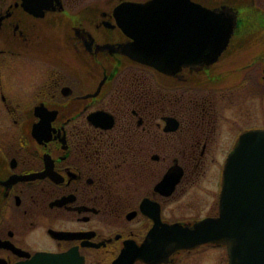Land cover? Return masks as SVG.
<instances>
[{
    "label": "flooded vegetation",
    "instance_id": "obj_1",
    "mask_svg": "<svg viewBox=\"0 0 264 264\" xmlns=\"http://www.w3.org/2000/svg\"><path fill=\"white\" fill-rule=\"evenodd\" d=\"M126 1L0 0V264H229L172 239L219 215L228 156L264 129V0H176L160 67ZM207 13L232 27L196 61Z\"/></svg>",
    "mask_w": 264,
    "mask_h": 264
},
{
    "label": "water",
    "instance_id": "obj_2",
    "mask_svg": "<svg viewBox=\"0 0 264 264\" xmlns=\"http://www.w3.org/2000/svg\"><path fill=\"white\" fill-rule=\"evenodd\" d=\"M185 1L187 0H180ZM166 2L169 4H165ZM166 2L126 1L119 5L131 7L134 19H138V22L131 24L134 28L132 45L134 50L147 52L144 53L145 56L140 53L138 58L157 67L161 66V57L179 55L175 52L177 46L174 37L164 36L168 25L163 20L175 17L173 5L176 0ZM179 10L183 11L184 7L181 6ZM207 15L206 20L196 22V40L193 42L195 49L192 48V59L196 61L213 60L215 56L209 57L203 52L211 42L222 45L225 38L223 34L229 35L232 27V16L228 17L230 22L225 30L221 13ZM172 24L169 26L172 27ZM210 33L212 35L208 36ZM211 48L209 47V50ZM263 164L264 129L244 133L227 158L220 193L219 215L205 217L191 227H182L180 232L174 235L173 242L178 246H193L206 241L223 242L227 245L229 264H264V197H258L260 193L255 189L253 180L256 171L264 170Z\"/></svg>",
    "mask_w": 264,
    "mask_h": 264
},
{
    "label": "rangeland",
    "instance_id": "obj_3",
    "mask_svg": "<svg viewBox=\"0 0 264 264\" xmlns=\"http://www.w3.org/2000/svg\"><path fill=\"white\" fill-rule=\"evenodd\" d=\"M201 254H198L197 256H196V258L197 259H199V263H200V260H202L203 258H209L208 256H210L209 254H207V252H200ZM203 261V260H202ZM201 263H203V262H201Z\"/></svg>",
    "mask_w": 264,
    "mask_h": 264
}]
</instances>
